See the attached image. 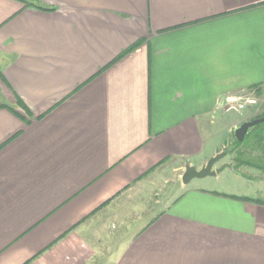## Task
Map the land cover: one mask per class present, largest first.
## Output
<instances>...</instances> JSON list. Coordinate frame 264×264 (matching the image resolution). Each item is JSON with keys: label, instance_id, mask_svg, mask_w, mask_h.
Wrapping results in <instances>:
<instances>
[{"label": "crops", "instance_id": "obj_1", "mask_svg": "<svg viewBox=\"0 0 264 264\" xmlns=\"http://www.w3.org/2000/svg\"><path fill=\"white\" fill-rule=\"evenodd\" d=\"M244 93L264 99V0H0V264H264V201L209 183L98 234L169 162L218 154Z\"/></svg>", "mask_w": 264, "mask_h": 264}, {"label": "rangeland", "instance_id": "obj_2", "mask_svg": "<svg viewBox=\"0 0 264 264\" xmlns=\"http://www.w3.org/2000/svg\"><path fill=\"white\" fill-rule=\"evenodd\" d=\"M239 116L240 115L235 113H228L223 119L214 124L212 144L214 146H219V148H221L220 152L224 151L226 148H231L233 145L235 141L234 132L231 133L228 131L226 124H229ZM234 157L235 154H226L216 166H233L235 165ZM204 158L206 160V157ZM209 159L207 157L206 162ZM238 171L239 172H234L232 168L227 167L214 177L193 179L188 186L209 183V188H214L221 192L244 194L264 201V173L246 166L240 167ZM183 172L184 167L182 163L169 162L162 168L159 174L154 175L155 180L153 179V184H149V187H146V191L143 193L134 191L129 195H125V202L129 207L128 219L135 224L130 225L126 230H121L116 220L106 223L104 227L99 229V240L104 243L102 238L104 239L105 237V243L108 244L110 242V236L112 238L110 247L116 248L124 241L123 236L127 237L134 228H141V225L149 223L157 215L164 212L182 192V188L185 187L181 183ZM101 261L102 260L97 258L93 264H101ZM102 264L108 263L102 262Z\"/></svg>", "mask_w": 264, "mask_h": 264}, {"label": "trees", "instance_id": "obj_3", "mask_svg": "<svg viewBox=\"0 0 264 264\" xmlns=\"http://www.w3.org/2000/svg\"><path fill=\"white\" fill-rule=\"evenodd\" d=\"M45 11H52L51 8L43 9ZM138 45L131 47L124 51L119 58L133 51ZM261 111L258 115L254 116L251 120L264 118V107L260 108ZM250 120V121H251ZM226 154H235V165L231 166L234 172H239L238 169L242 166L256 169L264 173V121L255 127L248 130L242 142L234 141L229 149H224ZM248 200L245 198H238Z\"/></svg>", "mask_w": 264, "mask_h": 264}, {"label": "water", "instance_id": "obj_4", "mask_svg": "<svg viewBox=\"0 0 264 264\" xmlns=\"http://www.w3.org/2000/svg\"><path fill=\"white\" fill-rule=\"evenodd\" d=\"M264 118L243 122L239 127L234 129V138L236 142H242L249 129L262 123ZM225 156V150L216 154L205 162L199 169L193 165L186 164L184 166V172L181 177L182 185H188L193 179H203L206 177H214L220 174L225 168L230 167L229 165H222L215 167L216 164Z\"/></svg>", "mask_w": 264, "mask_h": 264}, {"label": "built area", "instance_id": "obj_5", "mask_svg": "<svg viewBox=\"0 0 264 264\" xmlns=\"http://www.w3.org/2000/svg\"><path fill=\"white\" fill-rule=\"evenodd\" d=\"M264 107V99H260L254 93H244L225 97L218 105V109L224 113L242 115L248 109H260Z\"/></svg>", "mask_w": 264, "mask_h": 264}]
</instances>
